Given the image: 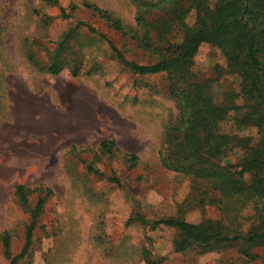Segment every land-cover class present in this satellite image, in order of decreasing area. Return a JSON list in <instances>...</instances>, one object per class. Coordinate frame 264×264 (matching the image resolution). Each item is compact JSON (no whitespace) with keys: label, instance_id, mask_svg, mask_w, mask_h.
<instances>
[{"label":"rangeland","instance_id":"1","mask_svg":"<svg viewBox=\"0 0 264 264\" xmlns=\"http://www.w3.org/2000/svg\"><path fill=\"white\" fill-rule=\"evenodd\" d=\"M159 1L0 0V264L11 261L3 237L9 238L11 257L20 254L32 222L15 195L18 184L51 194L17 264H264V243L178 251L176 228L129 221L137 214L150 221L211 219L229 235L264 232V198L203 195L194 190V178L161 164L165 130L180 116L167 75L134 73L110 45L127 60L148 65L161 60L169 45L182 43L185 28L176 23L160 34L163 11L143 8ZM87 3L110 12L123 30ZM176 5L187 10L184 23L193 27L192 0ZM55 57L57 74L48 70ZM193 61L196 79L216 103L231 97L243 104L242 78L229 71L217 46L202 44ZM221 130L253 143L261 136L231 118ZM104 140L115 141L112 154L102 153ZM243 154L233 146L221 163L238 164ZM41 194L29 196L32 209Z\"/></svg>","mask_w":264,"mask_h":264},{"label":"trees","instance_id":"2","mask_svg":"<svg viewBox=\"0 0 264 264\" xmlns=\"http://www.w3.org/2000/svg\"><path fill=\"white\" fill-rule=\"evenodd\" d=\"M177 2L179 0H161L143 5V8L147 9L159 8L166 16L156 25L160 34L168 33L176 23L186 29L182 43L169 45L158 62L143 65L129 61L110 42L117 58L134 73L167 75L168 92L176 100L180 116L165 130L163 145L159 151L161 164L168 170L194 178V190L203 195L211 191L224 197L264 198V0H192L197 11L193 27L184 23L187 10L177 6ZM85 7L102 14L116 29L123 30L120 20L113 18L107 10L89 3L85 4ZM72 8L75 10L76 6ZM62 14L69 17L65 10ZM142 20L143 18H138V22ZM72 34V31L69 32L66 40H69ZM64 43L65 41L58 48V53ZM204 43L217 46L227 59L229 71L242 78V105H236L231 97L224 103H216L209 87L196 79L192 71L193 60ZM48 70L53 74L59 72L57 57L53 59V64ZM229 118L241 127L257 128L261 135L258 141L253 143L249 138L222 132L221 127ZM233 146L244 150L242 158L238 164L223 165L222 159ZM115 147L113 140L100 143L103 154H112ZM128 156L130 160L137 161L135 154ZM89 169L97 172L91 166ZM200 182L204 187H200ZM35 192L45 195H40L37 205L32 209L29 196ZM50 194V189H31L25 184L16 186L15 195L20 204L30 210L32 222L27 227L26 244L20 254L11 257L9 238L7 235L3 237L6 254L11 259L10 264H17L27 252L37 219ZM201 202L204 203L205 199H201ZM135 220L153 227L176 228L180 231L175 241L178 251L198 246L203 252H208L216 245L238 241L248 246L264 243V232L252 230L246 235H229L220 222L211 219L197 224L180 217L150 221L137 214L129 221ZM245 254L252 257L249 250H246Z\"/></svg>","mask_w":264,"mask_h":264}]
</instances>
